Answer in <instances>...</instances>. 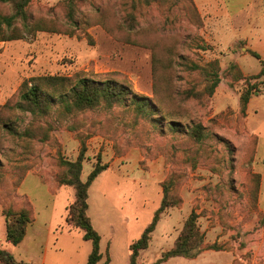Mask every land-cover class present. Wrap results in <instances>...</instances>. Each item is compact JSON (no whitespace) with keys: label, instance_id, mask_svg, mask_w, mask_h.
I'll list each match as a JSON object with an SVG mask.
<instances>
[{"label":"rangeland","instance_id":"1","mask_svg":"<svg viewBox=\"0 0 264 264\" xmlns=\"http://www.w3.org/2000/svg\"><path fill=\"white\" fill-rule=\"evenodd\" d=\"M0 11L9 13L11 6L0 1ZM68 11L65 0H33L29 14L59 31L0 41L2 247L17 251L6 240L4 209L31 206L39 224L51 219L57 231L66 228L73 188L55 193L46 182H57L60 158L76 159L84 141V179L98 158L114 168L90 186L96 219H104L100 206L105 203L119 208L137 220L131 242L151 222L168 185L172 206L161 214L139 264H151L172 248L193 210L209 247L195 258L171 257L165 264H264V219L254 198L258 177L253 172L255 135L261 139L257 167H264V75L255 77L260 59L245 56L248 49L233 39L230 20L219 27L194 0H76L75 24ZM214 59L220 82L213 95L187 96L205 86L202 74L190 65ZM42 74L116 77L137 93L160 99L159 112L136 119L121 106L99 107L61 118L53 110L47 126L32 113L11 108L22 82ZM250 83L263 93L252 96L248 118L240 97ZM173 120L181 124L178 131L170 127ZM197 122L207 134L201 141L188 134ZM96 138L107 144L99 148ZM120 233L113 264H125L131 252L122 228ZM55 241L52 235L47 263L64 254L56 252Z\"/></svg>","mask_w":264,"mask_h":264},{"label":"trees","instance_id":"2","mask_svg":"<svg viewBox=\"0 0 264 264\" xmlns=\"http://www.w3.org/2000/svg\"><path fill=\"white\" fill-rule=\"evenodd\" d=\"M11 6V11L5 13L0 11V41H10L23 39L27 35H34L38 31H59L57 28L49 27L44 24L43 19H34L28 12V7L33 0H0ZM69 11L67 18L69 22L75 24L74 10L76 0H65ZM251 53L260 59L261 70L255 75L260 77L264 75V59L255 51ZM192 64V63H191ZM189 65V63H188ZM193 69H198L202 74L205 86L201 91L192 90L186 92L187 96L210 98L220 82L219 61L217 59L206 62L205 64L195 63ZM240 76L242 73L236 64L233 65ZM256 83H250L243 90L240 97L241 112L246 113L248 103L253 95L263 93L257 89ZM18 99L11 108L21 111H28L36 118L43 120L47 126H50L47 117L55 110L57 117H68L85 110L95 108L124 107L133 112L136 119L147 117L159 112L160 99H154L146 95H141L133 90L132 86L126 81L116 77L106 76L104 78H94L74 74L71 76L62 74H42L35 75L25 79L18 92ZM59 105L54 109L53 104ZM10 129L19 132L10 123H5ZM179 121H170V127L178 131L181 127ZM188 134L196 141L206 138L205 127L197 122L188 128ZM49 138L45 135V140ZM81 142V147L76 159L60 158L62 170L56 175L59 185H67L74 188L75 199L68 206L66 222L69 228H79L83 231V237L92 242V251L88 256L86 264H98L102 258L101 236L93 226L88 214L89 209V189L96 177L108 168V164L103 163L100 158L94 164L92 170L84 180L82 178L83 166L86 154V145ZM256 135L254 141L255 154ZM255 183V199L257 201L260 184V175ZM164 196L160 206L155 210L151 222L145 227L141 236L130 244L129 264H139L138 257L141 251L147 249L152 239V233L155 230L161 214L172 204L168 201V185L165 186ZM6 223V240L10 244L18 245L24 238L27 226L34 219L33 208L31 206L20 207L18 209H4ZM209 246L205 243V233L201 230L198 222V213L193 210L185 220L182 230L175 240L174 245L169 250L164 251L161 256L151 264H165L171 257L183 256L195 258ZM110 258L105 260L104 264H109ZM0 264H32L24 260L17 259L13 253L3 248L0 244Z\"/></svg>","mask_w":264,"mask_h":264},{"label":"crops","instance_id":"3","mask_svg":"<svg viewBox=\"0 0 264 264\" xmlns=\"http://www.w3.org/2000/svg\"><path fill=\"white\" fill-rule=\"evenodd\" d=\"M194 1L199 12L203 15L213 17L214 21L219 27L224 28L225 23L229 22L230 20L233 39L237 41H244L246 46L244 48L248 49V52L245 54V56H254L251 51H255L264 59V0ZM253 99L254 97H252L248 103V118L250 117V107ZM103 144L106 145L107 143H104L102 139L96 138V146L100 148ZM260 151L261 139L260 136L256 135L255 163L253 166V172L260 175L257 207L259 215H261V218L264 219V167L262 169L257 167V162L259 161L258 155ZM262 161H264V158ZM112 169H114L113 166L109 165L108 168L101 172L94 181L100 178V176H105ZM41 180L43 183L45 182L42 177ZM94 181L92 185L94 184ZM46 183L50 184V190L55 193H58L64 189L65 186H67L58 185L55 180L53 182L51 181ZM73 201L74 200H72V202ZM72 202H70V204ZM100 210L103 211L104 219H96L98 214L96 208L91 202V198L89 197L88 214L91 218L93 226L101 236L102 258L98 264H103L108 256L111 259L110 264H113V249L115 242L118 240V235H121V228L124 230L125 239H128V241L132 243V237L136 236L132 235V227L137 225V220H133L128 216H124L122 210H119V208L116 207H109L107 206V203H105L103 206H100ZM99 217H102V215L100 214ZM118 217L121 219H116ZM53 222V220L49 219L48 222L39 224L37 219L34 218L32 222L28 224L26 234L22 241L18 245H15L17 251H15L14 256L19 260L31 262L32 264H86L88 256L92 251V245L87 243L88 240L83 237V231L79 228H69L67 222L66 228H64L62 231H57V228L53 226ZM131 225L133 226L131 227ZM99 226H104L106 232H102V230L99 229ZM52 235H54L56 239L54 243V246H56V252L59 251L64 254L63 256L60 255L59 257L52 259L51 262L47 263L46 259L48 255L49 239ZM103 242L105 243L104 246ZM129 255L130 254H128V260L125 262V264H129Z\"/></svg>","mask_w":264,"mask_h":264}]
</instances>
